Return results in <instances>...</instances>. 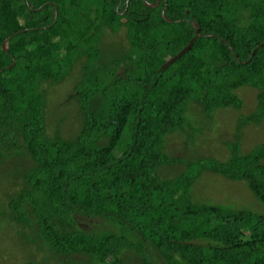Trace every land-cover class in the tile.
<instances>
[{"label": "trees", "instance_id": "trees-1", "mask_svg": "<svg viewBox=\"0 0 264 264\" xmlns=\"http://www.w3.org/2000/svg\"><path fill=\"white\" fill-rule=\"evenodd\" d=\"M155 3L0 0V160L20 148V169L28 172L8 204L11 218L64 260L134 264L129 250L135 264H154L153 256L165 264H264V216L192 204L191 171L170 181L157 176L179 161L162 148L166 136L192 127L189 105L208 116L240 110L235 91L249 86L264 107V0L145 5ZM105 29L124 30L129 52L95 66ZM81 58L74 87L81 129L73 140L48 141L38 85L60 82ZM227 147L228 161L200 166L245 182L264 202V146L247 156L237 144ZM75 215L102 220L100 229L62 234L58 223ZM108 220L127 232L106 230Z\"/></svg>", "mask_w": 264, "mask_h": 264}, {"label": "rangeland", "instance_id": "rangeland-1", "mask_svg": "<svg viewBox=\"0 0 264 264\" xmlns=\"http://www.w3.org/2000/svg\"><path fill=\"white\" fill-rule=\"evenodd\" d=\"M98 38V48L102 54L95 66H111L116 57L129 52L124 30L113 33L105 29ZM85 63L84 58L75 62L58 83L47 81L38 85L45 99L44 137L48 141L73 140L81 129V101L75 95L74 87L82 81ZM235 95L242 104L240 110L225 108L208 116L199 107L189 105L186 117L192 127L166 136L162 148L163 155L179 161L159 168L157 176L161 181H170L185 171H191L195 175L189 190L192 204L215 205L227 212L250 211L264 216V202L252 193L245 182L229 180L200 166L210 161V158L228 161L230 152L227 145L237 144L239 156H247L264 146V107L261 110L259 108L257 90L245 86L237 89ZM251 116L256 118L246 121ZM23 155L19 148L0 160V264H95L87 255L61 259L44 242L33 237L28 225L27 228L12 220L8 204L22 192L28 174L20 169L21 164L26 162L25 159L21 160ZM101 221L75 215L70 224L59 222L57 229L62 234L76 230L88 232L99 230ZM105 227L119 236L126 231L121 225L109 220ZM124 254L126 260L135 264L131 251L127 250ZM152 261L154 264H165L158 256H153Z\"/></svg>", "mask_w": 264, "mask_h": 264}, {"label": "water", "instance_id": "water-1", "mask_svg": "<svg viewBox=\"0 0 264 264\" xmlns=\"http://www.w3.org/2000/svg\"><path fill=\"white\" fill-rule=\"evenodd\" d=\"M159 3H160V0H156V3L154 5H150V4H145V5L149 8H156L159 6ZM55 15H56V13H55ZM162 15H163V17H165L164 13ZM56 17H57V15H56ZM195 34H196V36L198 35L197 32ZM193 42H194V39L189 42V44L185 47L184 50H182L177 56L172 58L170 63H173L174 61H176L180 57H182L185 53H187L191 49Z\"/></svg>", "mask_w": 264, "mask_h": 264}]
</instances>
